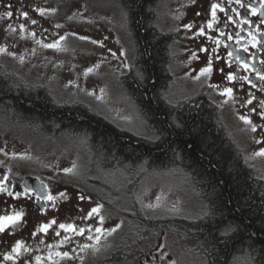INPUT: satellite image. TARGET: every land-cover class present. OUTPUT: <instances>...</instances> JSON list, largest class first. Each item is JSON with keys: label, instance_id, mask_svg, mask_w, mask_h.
<instances>
[{"label": "rangeland", "instance_id": "374dc122", "mask_svg": "<svg viewBox=\"0 0 264 264\" xmlns=\"http://www.w3.org/2000/svg\"><path fill=\"white\" fill-rule=\"evenodd\" d=\"M192 1L160 0L158 5L159 27L176 34L171 44L173 79L165 90L166 97L173 101L198 92L205 83L206 74L199 69L198 32L183 24ZM41 8L46 10L44 15L37 11ZM7 11L14 15L7 17ZM23 12L28 16L24 17ZM124 14L116 0H0V48L6 49L0 52V64L4 70L15 71L25 84L46 85L58 101H82L118 125L147 136L146 124L118 82V77L132 62V45ZM32 20L36 23L32 24ZM9 25L15 31H11ZM56 42L57 48L44 47ZM220 95L224 96L221 105L224 112L228 108L238 119L247 116L256 125L253 132L242 120L239 138L247 147L249 159L258 164L264 177V156L255 155L264 148V118L237 92L229 96L224 94L223 88L211 90L213 100L220 102ZM85 152L83 140L64 135L48 138L23 125L0 119V157L18 160L30 174L45 177L53 184H91L88 176L84 178ZM117 167L96 177L116 189L126 190L131 182L133 198L146 216L195 217L203 214V203L195 196L190 178L176 167L141 173L136 182L132 181V175L129 177L123 168ZM65 168H71L72 172L65 173ZM123 196H115L117 210L131 208ZM103 207L91 219L78 220L81 225L85 223L77 226L85 229L84 235L67 233L72 236L71 241L60 246L73 258L64 259V264H98L97 261L107 254L111 241L119 232L120 226L116 228V225L122 218L112 213L115 209L110 208L111 212ZM99 216H103L102 223ZM96 227L102 231L96 233ZM113 228L115 231H111ZM65 235L60 234L57 242ZM96 236L100 237L98 241ZM83 245L88 247L82 248ZM238 264H247V260H239Z\"/></svg>", "mask_w": 264, "mask_h": 264}, {"label": "trees", "instance_id": "16d2710c", "mask_svg": "<svg viewBox=\"0 0 264 264\" xmlns=\"http://www.w3.org/2000/svg\"><path fill=\"white\" fill-rule=\"evenodd\" d=\"M116 1L125 13L132 45L131 65L118 82L149 135L118 125L82 101H58L46 85L25 84L2 64L0 119L48 138L64 135L83 140L84 178L88 176L90 183L99 181L96 175L117 166L135 182L141 173L176 167L190 178L195 196L205 206L203 214L189 217L193 219L184 224L206 262L227 264L237 256L247 264H264L261 169L245 157L219 106L201 89L174 101L166 97L173 79L171 44L175 33L157 24L159 0ZM122 191L131 208L117 213L128 223L138 217L148 229L166 226V220L180 217L146 216L133 198L131 182ZM228 225L231 230L225 234Z\"/></svg>", "mask_w": 264, "mask_h": 264}, {"label": "flooded vegetation", "instance_id": "af4514ba", "mask_svg": "<svg viewBox=\"0 0 264 264\" xmlns=\"http://www.w3.org/2000/svg\"><path fill=\"white\" fill-rule=\"evenodd\" d=\"M192 3L189 6V12L183 19V24L184 27L191 25L198 32L196 41L201 46L199 69L211 65V71L205 72V83L201 86V91L213 100L211 90L216 87L232 88L233 92H237L244 100L248 101L254 97L252 106L256 107L258 112H264V107L260 104L261 101H264V84L253 71L245 70L240 60L237 59L239 56L250 65V68L255 67L264 72V64L261 63L264 61V0H239V2L237 0H193ZM213 4L218 6L215 18L212 15ZM209 23H211V27H209ZM201 28L204 29L203 34H200ZM253 44L256 46L253 47ZM245 47H247V51H244ZM202 49L207 51H202ZM230 52L231 56H229ZM229 71L235 77L231 81L227 79ZM243 76H249L257 86L252 87L247 81L241 79ZM220 97V102L213 101L221 108L224 96L220 95ZM222 108L224 107L222 106ZM222 108L220 111L223 121L240 143L245 157L251 162L247 155V147L239 138V124L242 123V120L238 119L233 111L231 112L227 108V111L224 112ZM252 162L258 166L255 161ZM4 177H7L5 183L13 192L23 191L26 185L40 189L34 179L44 181L48 191L57 199L55 207H52L49 202L46 212L42 213L40 208L43 202L37 201L34 194L14 198L6 193H0V216L10 215L15 211L24 212L23 222L18 227L10 226L5 232L0 233V264H26V262L27 264H37L35 260L37 256L42 258L39 264H64V259L55 256L57 251L64 252L62 246L57 247L59 242H57L58 236L55 235V230L58 225L60 223L81 225L78 220L83 217L79 215L88 212L97 204L104 206L103 209L108 211L113 210L114 207L118 208L115 196L119 194V198H121L124 193L122 187L116 189L100 179L91 181L92 185L53 184L45 177L30 174L18 160L0 157V180ZM61 192L65 193L66 198L58 195ZM80 196H84L85 199L81 200ZM117 208L111 212L117 213ZM53 218L57 223L49 229L47 234L37 232L35 236L32 235L36 230V225L47 223ZM121 218L122 220L120 219V223L117 224L120 226L119 232L111 241L107 254L97 261L98 264H208L186 232L187 227L184 221L188 222L193 218L178 217L172 221L166 220V226L148 229L144 228L142 219L138 217L130 223L126 218L122 216ZM157 219L153 218L154 221H158ZM174 225H178V227H174ZM62 233L65 232L60 230V234ZM17 240L23 241L28 251L22 249L18 256L13 253L15 259L5 260L4 256L11 253ZM48 245L53 247L50 249ZM49 252L53 253L51 259H49ZM239 258L235 256L227 264H238Z\"/></svg>", "mask_w": 264, "mask_h": 264}, {"label": "snow or ice", "instance_id": "6c2138e0", "mask_svg": "<svg viewBox=\"0 0 264 264\" xmlns=\"http://www.w3.org/2000/svg\"><path fill=\"white\" fill-rule=\"evenodd\" d=\"M237 2H239V0H237ZM8 7L10 8L11 5H8ZM218 6L216 4H213L212 5V15H213V18H215L216 16V8ZM37 11L41 14V15H44L45 13V9H37ZM50 11H55V9H51ZM221 11H223V9H221ZM5 15L7 17H12L14 15V13L12 11H7L5 13ZM22 15L24 17H27L28 16V13L27 12H23ZM229 19H231V17H229ZM32 24H35L36 21L35 20H32L31 21ZM211 23H209V27H211ZM9 29L11 31H15V29L12 28L11 25L8 26ZM21 29H23V25L20 26ZM56 27H60V25H56ZM186 27H191V25H186ZM204 32V29L201 28L200 29V34H203ZM33 35H35L33 33ZM231 38V37H229ZM61 40L64 39V37H60ZM81 39H87V37H81ZM217 44H219V41H217ZM256 45L253 44V47H255ZM44 47H47V48H57L58 47V42L56 43H51V44H45ZM6 49L4 48H0V52L2 51H5ZM202 51H207L206 49H202ZM244 51H247V47L244 48ZM232 53L230 52L229 53V56H231ZM22 59V58H21ZM217 59H219V57H217ZM237 59L240 60L242 66L245 68V70H251L253 71L257 78L262 82V84H264V72H262L260 69H257L255 67H251L250 68V65L248 63H246L243 59H241L239 56H237ZM262 64H264V61H261ZM89 71H91V69H89ZM211 71V65H209V67L207 68H204V69H201V73H205V72H209ZM221 71H223V69H221ZM235 77H234V74L229 71V73L227 74V79L228 80H233ZM241 79H243L244 81H247L249 84L252 85V87H256L257 85L255 83H253L250 79L249 76H243L241 77ZM233 92V89L232 88H225L224 89V94H227L229 96H231ZM251 95V94H249ZM252 99H254V97H252L251 99H249L247 101L248 104H251L252 103ZM261 106L264 107V101H261L260 102ZM252 111H256V109H252ZM260 116L262 118H264V112H260ZM240 119L243 120L246 124L250 125L251 126V130L253 132L256 131V125L252 123V121L249 119V117L247 116H240ZM257 143H260V141L258 140ZM255 155H258V156H264V148H261L257 153H255ZM63 171L65 173H70L72 172V169L71 168H65L63 169ZM7 180V177H4V179L0 180V193H6L8 196L10 197H14V198H18V197H21V196H29L30 194H34L35 195V198L37 201H42L43 202V205L42 207L40 208V211L42 213L46 212L47 210V207L49 205V202H51V206L52 207H55V201L57 199L56 196H53L49 191H48V187L46 184L43 183V181H41V188L40 189H37V188H34L32 186H28L26 185L24 187V190L23 191H11L8 187V185L5 183V181ZM60 197L62 198H66L65 197V193L61 192L58 194ZM80 199L83 200L85 199L84 196H80ZM102 208V205H99L97 204L95 207L91 208L87 215L83 217V219L87 220V219H91L92 217L96 216L99 214L100 212V209ZM23 217H24V212L23 211H15L13 214H10V215H3V216H0V233H3L5 232L6 229H8L10 226L15 228V227H18L22 222H23ZM99 222L102 223L103 222V216H99ZM56 220L55 218H53L52 220L48 221L47 223H40L38 225H36V230L32 233L33 236H35L37 234V232H41V233H45L47 234L49 229L52 228L53 225H56ZM117 227H119L117 225ZM60 230H63L66 235L59 241V243L57 244V247H59V245L61 244H64V243H68L71 241L72 239V236L71 235H67V233H72V234H75V235H84V232H85V229L84 228H78L77 225H75L74 223H60L57 227V229L55 230V235L56 236H60ZM231 230V225H228L226 226V229H225V234H227V231H230ZM89 231H91V226H89ZM102 231V229L100 227H96L95 228V232L96 233H100ZM111 231H115V228L112 229ZM11 234V233H10ZM92 237L90 236L89 239H91ZM99 236H96V240L98 241L99 240ZM41 243H43V241L41 240ZM48 247L51 249L53 246L52 245H48ZM82 248H86L88 247V245H83L81 246ZM24 250V251H28V248L25 247L23 241L21 240H17L14 244V246L12 247L11 249V253L9 254H6L4 256V259L5 260H13L15 259V257L13 256V253H15L17 256L20 254L21 250ZM52 255L53 253L49 252V259L52 258ZM55 256L57 257H60L61 259H72L73 257L70 255L69 252L67 251H64V252H59L57 251L55 253ZM41 257L37 256L35 257V260L37 262V264H39V262L41 261ZM27 264V262H26Z\"/></svg>", "mask_w": 264, "mask_h": 264}, {"label": "water", "instance_id": "95a60500", "mask_svg": "<svg viewBox=\"0 0 264 264\" xmlns=\"http://www.w3.org/2000/svg\"><path fill=\"white\" fill-rule=\"evenodd\" d=\"M34 182L37 184L38 188H41V181H39V179H35Z\"/></svg>", "mask_w": 264, "mask_h": 264}]
</instances>
